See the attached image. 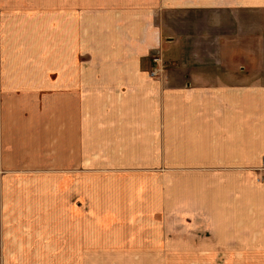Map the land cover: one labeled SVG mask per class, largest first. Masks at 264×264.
Listing matches in <instances>:
<instances>
[{"label": "crops", "instance_id": "obj_1", "mask_svg": "<svg viewBox=\"0 0 264 264\" xmlns=\"http://www.w3.org/2000/svg\"><path fill=\"white\" fill-rule=\"evenodd\" d=\"M148 150L163 167L264 166V0H0V170L80 182L107 157L128 173L109 180L140 182ZM234 193L264 207V184Z\"/></svg>", "mask_w": 264, "mask_h": 264}, {"label": "rangeland", "instance_id": "obj_2", "mask_svg": "<svg viewBox=\"0 0 264 264\" xmlns=\"http://www.w3.org/2000/svg\"><path fill=\"white\" fill-rule=\"evenodd\" d=\"M125 152L105 150L113 161ZM142 155L149 165L128 171L140 182L109 180L128 173L107 157L80 182L26 165L9 178L0 170V264H264V207L234 193L264 184V166L252 178L221 165L157 166L156 151Z\"/></svg>", "mask_w": 264, "mask_h": 264}, {"label": "built area", "instance_id": "obj_3", "mask_svg": "<svg viewBox=\"0 0 264 264\" xmlns=\"http://www.w3.org/2000/svg\"><path fill=\"white\" fill-rule=\"evenodd\" d=\"M154 61H155V63H159V64L163 63V60L159 56L154 57ZM160 71H161V68L154 69L153 71H151V75L152 76H158Z\"/></svg>", "mask_w": 264, "mask_h": 264}]
</instances>
